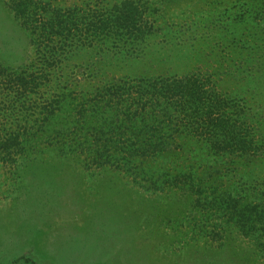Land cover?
Segmentation results:
<instances>
[{"label":"rangeland","instance_id":"obj_1","mask_svg":"<svg viewBox=\"0 0 264 264\" xmlns=\"http://www.w3.org/2000/svg\"><path fill=\"white\" fill-rule=\"evenodd\" d=\"M122 1L0 0V65L48 73L65 95L22 167L0 160V264H264L260 242L213 204L220 196L239 208L264 204V0H124L141 28L126 50L87 32L88 15L107 18ZM69 10L76 21L59 34L50 15ZM186 75L229 98L234 113L249 109L252 156L214 154L215 142L182 121L156 158L121 162L124 153L111 159L93 146L79 112L115 106L118 86ZM38 92L27 107L58 108L50 87ZM11 118L0 125L10 129Z\"/></svg>","mask_w":264,"mask_h":264},{"label":"trees","instance_id":"obj_2","mask_svg":"<svg viewBox=\"0 0 264 264\" xmlns=\"http://www.w3.org/2000/svg\"><path fill=\"white\" fill-rule=\"evenodd\" d=\"M127 4L131 3L123 0L115 6V12H110L107 18H102L103 14L97 15V13L88 15L90 25L87 32H92L91 35L96 40L111 39L113 44L124 50L137 44L138 39L141 38H137L141 31L140 24L137 23L139 16H136L135 11L128 10L130 7ZM76 13L78 12L73 13L69 10L65 13L59 11L56 16L50 15L55 19L58 18L57 26L61 27H58L57 33H63L68 28L66 24L76 21L78 15ZM49 24L54 32V23L49 21ZM128 24L131 26H127ZM7 72L6 68L0 65V81L7 85L6 89L0 92V120L8 121L11 116L14 119L11 118L10 129L0 125V160L10 165L16 163L15 169L19 170L22 167L20 162L26 160L25 156L34 152L39 140L52 131L55 117L58 115L57 111L59 112L65 103L62 98L65 95L60 92L59 87L51 85L48 73ZM43 85L50 87L49 93L52 92L56 97L52 102L58 104V110L51 105H40L36 107L38 111L27 107L28 98L32 95L37 96L39 87L41 90ZM113 91L117 97L116 105L126 102L127 106L124 110L115 108L116 105L113 106L114 108L109 107L107 103V110L94 109L93 113L98 114L93 117L89 114L85 115L84 111L79 112L78 118L84 123V128L86 126L92 131V136H95L93 146L103 145L110 150L108 155L111 159L118 158L115 153L120 154L119 156L125 154L122 162L127 158L130 160L135 157L156 158L161 153L170 151L172 147L166 141H162V138L167 135L173 137L175 131H172L171 126L179 121L183 122L185 130L192 135L204 138L206 144L215 142L212 146L215 149L214 154L230 153L239 155V158L250 153L251 156L253 155V150L250 152L252 141L249 139L253 132L250 134L247 132L248 126L253 123L248 113L249 109L247 113L244 108H241L237 114L234 113L231 111L234 106L231 105L229 98L216 93V89L208 91L198 76L186 75L172 80L163 79L160 82L141 80L138 84L128 83L126 87L118 86ZM240 101L248 103L244 100ZM239 105L245 107L244 104ZM139 106L141 108H138ZM156 119H160L156 126H150V123ZM150 136H158L160 140L148 142L147 138ZM142 138L144 140L140 143ZM99 156L103 157L102 151ZM213 204L225 208L226 211L230 209L227 211L231 213L228 221H233L236 227L247 235L255 237L264 247L262 206L264 204L257 206L248 203L239 208L233 198L223 199L221 196L219 200H214ZM223 205L225 207H222ZM27 262L31 263L30 260Z\"/></svg>","mask_w":264,"mask_h":264}]
</instances>
